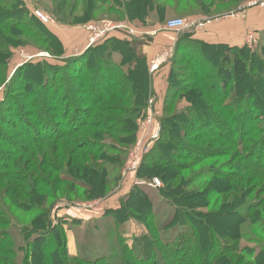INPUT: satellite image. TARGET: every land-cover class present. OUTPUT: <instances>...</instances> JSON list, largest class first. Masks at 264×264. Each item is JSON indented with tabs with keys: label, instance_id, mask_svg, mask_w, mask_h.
Here are the masks:
<instances>
[{
	"label": "rangeland",
	"instance_id": "374dc122",
	"mask_svg": "<svg viewBox=\"0 0 264 264\" xmlns=\"http://www.w3.org/2000/svg\"><path fill=\"white\" fill-rule=\"evenodd\" d=\"M174 1L183 2L186 0L161 1L167 4V17L165 16L166 20H163V26L170 19L187 18L199 10L196 8V12H189L187 5L184 3L182 5H176L173 3ZM237 1L243 2L237 8L234 4H230L229 6L216 4L211 15L216 11V15H220V19H226L229 17L227 15L240 12V9L248 0ZM124 2L127 4L129 1L124 0ZM250 2H257V0H250ZM68 4L65 16L61 15L60 17L62 18L64 16L68 18L70 23L80 22L83 23V25L62 24L57 22L52 16V11L56 9V0H0V22H8L12 24L16 19L23 21V25L20 23L21 26L11 25L12 28L2 30V33L7 34L10 38L16 41L24 43L13 49L14 56L11 58L10 65L5 70L6 73L4 80H6L0 85V114L2 116L0 118V133L3 136L0 139V170H2L4 164H7L8 158H11V156L15 154L14 148H20L19 150L24 148L25 151L23 154L25 158L28 159L32 157V154L36 153L34 155L36 159L32 158L34 165H38L39 161L41 162L42 159H45L44 157L55 160L54 154H57L60 157L59 161L55 160L56 163H54L57 165V172L60 171V167L67 168L68 166V168H71L72 165L75 164L74 161H76L75 156L77 154L82 152L87 154L90 151L89 148H93V145L99 142L92 135L93 130L99 133L106 132L104 128L99 127V121L106 122V117L108 120L111 118L118 119L116 121V127L109 130L110 134L115 132V128L121 129L125 126L124 122L126 117L123 113L117 110L105 111L104 107H106V105H104V103L111 105V101L105 94L109 93L114 97L113 99L114 102L116 101V105H114L113 108L115 106L117 108L120 107L122 110L135 108L133 100H130L129 104H127L115 92L110 93L107 91L103 95L100 92L103 86L105 89L109 90L108 87L117 82V78L121 74L120 70L122 68L119 66V63L128 64L129 62L134 61V54L129 50L127 44L123 42L127 40L125 39L126 37L122 38L116 36L112 34L113 31H110L109 34H106L103 38L97 40L95 44L100 42L103 43L109 37L119 39L109 44V53L106 54L105 57L106 61L109 60L111 63L106 67H109V72L112 71V73L108 75V72L100 68L99 65H96L97 60H95L93 56V63L86 72V76H83L72 71H65L63 69L62 60L53 57L50 52L46 51L43 48L44 46L33 35L25 34V29L31 27L33 31L40 33L42 37L45 38L47 36L45 28L51 30L64 44L66 56H71L81 51L79 46L75 45L74 38L76 32H73V27L83 26V28L86 29L91 23H99L102 21L124 25V15L114 12V9L111 10L112 12L110 11L109 13L102 15L100 12H96V10L92 8L94 7L93 3L89 6V2L86 3L84 0H70ZM255 4L256 3L253 5ZM89 7H91V14H94V17L93 20L87 22L86 19L90 16V12H86V10H89ZM113 8H115V6ZM227 8L228 10H231L230 12H227L228 14H218L223 9ZM219 18H217V20ZM135 22L147 23L138 20ZM27 23L32 24L25 26L24 24ZM65 30H67V32ZM119 33H123L121 35L126 36L127 34L130 35V33L127 32ZM170 33L175 34V32ZM86 34L89 41L92 32H86ZM183 35L184 34L181 36ZM134 36L135 35H132V37ZM75 46L77 47L75 48ZM187 46V51L185 53L183 51H178L177 53L173 51L172 53L170 58V60L172 59L173 61L172 81H178L184 87V90L186 88V94L195 90L201 91L200 95L195 96V102L192 103V101L184 98L185 93L181 90L182 96H176L174 98L172 112L166 113V111H164V96L162 99H159L157 94H155L150 98L146 111L137 121L138 129L136 140L132 145L124 143L125 136L119 137L122 138L120 142L110 139L101 142L105 144L104 149L113 146L128 151L125 155L124 165L120 168V180L115 186H112L111 192L104 198L89 200L92 195L86 194L83 189H79L80 193L78 194V202L72 203L64 200L53 207L51 214L53 221L58 222L61 219L67 221L66 228L69 227L67 230L68 249L72 256L77 257L83 254L81 247L83 246L84 248L87 240L93 241L88 237L86 239V232L90 229H94L98 251L107 254L108 259L114 264H118V251L123 244V241L130 240L133 235L147 232L144 224H141L138 219L136 220L133 218L135 216L136 218L137 216H142L145 218L144 222L158 227L160 238L164 240L166 244L170 242V246L167 247L168 252L164 253V257L166 262L172 261V250H170V248L173 246L172 239L176 237L178 233V226H172V217L177 206L175 205L176 203L173 201L171 202L165 197L162 191H159V188L162 189L165 187L163 180L159 175L151 177L148 173L138 174L141 165L145 161V156L147 155L150 156L148 158L152 161H157V158H162V163L168 164L164 166L163 170L168 173V176L171 175V178L173 177V165L184 166L185 163H188L189 169H183L181 173L188 176L191 181L194 180L193 185H189V188L196 187L199 188L198 190L203 189L202 185L205 184L207 176L210 175L211 170L214 171L218 169L223 171L225 169L224 167L230 166L225 170V172L230 173V177L225 178L227 184L223 180H220L218 186H209L207 189L211 191L207 193V197L210 198L211 203L207 206L196 205V207L192 208L194 212L193 216L202 219L204 214H207V219L212 228L220 232L222 236H226L229 231L232 232V220L230 214L236 213L237 217L243 216L246 220L248 219L249 214L246 213L244 207L231 210L229 206L223 205V203L228 201L229 194L236 193L239 196L243 189L248 188L249 194L240 196L242 197L240 202L245 201L250 204V213L253 211L252 216L255 220L251 221L252 223H250V221L247 222L241 228L240 232L242 235L241 239L238 241V246L241 248L239 254L244 256L246 263L250 262L253 264V262H255V257H249V255H245V253L254 249L258 254L263 248L264 122L262 127L260 125L257 126L258 128L253 134L254 136L257 135L255 137H260V140L255 141V139L253 141L255 144L251 142L254 138L253 135L247 138L250 142L242 143L239 141L240 150L242 148H252L250 153L247 155L243 154L244 157L242 158L238 155L234 156V159L231 160L230 164L226 162L227 159L224 155L219 157L216 154L222 148H230L229 150L231 151V148L234 147L227 145L231 143L227 137L229 133L224 131L225 127L228 126L226 118L231 120L234 118V120H236V123L231 125L234 130L233 132L230 131L229 135H236L238 137L241 134H239V132L244 130L240 123L241 120L244 119L245 122L250 125L258 121L257 118L260 116L259 114H261L260 112H257L259 111V108L256 99H254L255 90L253 89L257 88L258 82H263L264 84V30L260 32L250 31L245 33L244 43L240 46H221V48L213 47L207 51H205L206 49H203V52L209 57V60L205 62L201 59L199 60V63H197L199 68L197 75L202 78V85H204L202 88L194 85L193 74H195V72L193 67L196 65H194V61L190 60V57L187 56L188 53H194L196 56H201L202 48H198V46L195 48L189 44ZM234 47H238L237 49L240 47L243 48L244 51L242 58L247 63L250 76L247 78V82L241 86L232 85L225 88L222 77L218 76V71L222 68V56L228 51L230 52L231 48ZM29 58H33L34 61L44 59L42 62H49L55 65V68L58 70L57 83L62 86V82H67V86L71 88L69 93L66 89H62L60 93H58V103L50 102L51 104H47L46 107L44 105L46 99L47 101L51 99L49 94L53 93V91H50L49 89L50 83L48 87L39 85L40 87L37 89L35 95L37 99L28 95L27 83L24 82V78L17 76L16 68L19 64L22 62L24 63ZM175 58H177V60ZM98 61L100 63L105 62L102 58H99ZM31 70L34 71L35 69L32 68ZM91 70L97 73L94 74ZM191 71L194 73H191ZM14 73L16 74L15 76ZM153 75L154 73H152V78H154ZM80 82H82L83 85H86V87H91L96 93L93 95L91 94L90 97L89 94L82 93L80 89L83 86ZM163 83L167 92L169 87L168 77L165 82L163 80ZM97 84H100L101 86L97 87ZM188 90H190V92H188ZM181 92H179V94H181ZM96 97L98 98L96 101L101 102L100 105H97L98 110H96L95 105L91 104ZM34 100L39 103H34ZM67 104H70V108H67ZM101 108L104 110L101 111ZM80 110H84L86 113L80 112ZM21 112H24V114L21 115ZM156 112H158L159 115L154 118L152 117V123L151 116ZM90 114H92V116L97 114L102 117L100 118L101 120H97L93 123L96 124L95 128L92 123L87 122L83 127L82 125L80 126V123L78 122L75 126L79 125V127H69L71 126L69 125V122L80 119V116L85 121L89 120L90 117L88 116ZM173 114H176L177 117L172 119L171 122L165 123L164 118L166 116L171 117ZM190 115L193 117L192 121L186 120ZM22 119L29 122L32 127L35 128H41L38 122L42 123L44 120L48 119L46 125H42L43 133L40 135L45 136V139L43 138L41 143L33 142L36 141L33 140L35 138L32 135L33 130H30V133H27V131L20 128L18 122ZM175 124L182 126L184 128L183 134L185 132L187 134V137H182L183 135H181V139H177L183 144L184 150L179 147H172L171 131L172 129L176 130L178 128ZM204 131L216 133L224 132V136L227 138L225 137L224 139L218 135H206L197 136L196 141L191 139L192 135H201V132ZM13 140L17 146L11 145L10 142ZM165 142H167V145L164 144ZM162 145H166L169 149L165 155L158 153L162 151ZM139 147L142 149H139ZM203 148L206 149L209 154L215 155V157L208 159L204 158L206 156L202 157L204 152H206ZM188 149H194V151H187ZM74 151L77 152L76 155L73 154ZM140 152H143L144 154ZM186 156H190L189 159H186ZM132 162L139 163V167L136 169L137 172L135 174H133L132 170L129 168ZM167 167H170V169ZM27 169L30 171L33 170V165H28ZM43 169L47 176H53V174L47 172L44 167ZM120 172H115L113 174L118 175ZM124 173H126V176H124ZM138 175H141L140 178ZM155 179L160 182V185L155 183ZM241 179L244 180L243 183L240 181ZM234 187L236 190H234ZM130 192L138 194L137 196L134 195L130 200L129 204H131L132 207L126 211L133 216L124 219V221H121L120 223H116L114 216H117L118 213L115 214L113 212L118 208L124 207V203L126 204V198ZM204 197H206V195ZM79 205L81 206L79 207ZM0 207L12 210V216L10 217L11 225L8 227V232L12 234V246H14L13 249L15 248L17 259L20 262L22 255L24 254V251L21 249V244H23L24 240V228L32 224L31 221L35 213L17 209L8 200H0ZM72 219H79L81 222L79 224L73 223ZM96 224L98 227H95L97 226Z\"/></svg>",
	"mask_w": 264,
	"mask_h": 264
},
{
	"label": "trees",
	"instance_id": "16d2710c",
	"mask_svg": "<svg viewBox=\"0 0 264 264\" xmlns=\"http://www.w3.org/2000/svg\"><path fill=\"white\" fill-rule=\"evenodd\" d=\"M69 1L70 0H56V9L52 11V16L57 22L62 24L83 25V23L80 22L70 23L68 18L64 17L69 5ZM84 1L86 3L89 2V6H91V3H93L94 7L92 8H94L96 12H100L102 15L109 13L114 9V12L124 15V20H129L132 22H135L136 20L140 22H147L148 19L153 18L162 24L163 20H166L167 17V4L161 2L162 0H127L129 1L127 4L124 2V0ZM173 3L176 5H182L184 3L187 5L189 12H196V8H198V12L205 15H211L216 4L223 6L234 4L237 8L243 2H238L237 0H186L183 2L174 1ZM114 6L115 8H113ZM87 11L90 12V16H88L86 19L88 22L93 20L94 14H91V7H89V10H86V12ZM228 11L230 12L231 10H228V8L223 9L218 14H224ZM194 14L195 13L191 15ZM61 15L64 16L61 18ZM213 15H216V11ZM19 23L23 25V21L20 19H16L12 24L8 22H0V85L6 80H4L6 73L5 70L10 65L11 58L14 56L13 49L19 47L20 44H24L23 42L21 43L10 38V36L7 34H3L2 30L12 28L11 25L21 26ZM29 24L27 23L24 25L27 26ZM27 28L28 29H25V34L33 35L44 46L43 48L46 51L50 52L53 57L62 60L64 67L63 69L65 71H72L86 76V72L93 63L94 56L95 60H97L96 65H99L100 68L108 72V75L112 73V71L109 72L110 68L106 67L109 65L110 61H106L105 57L106 54L109 53V44L119 39L115 37H109L103 43L100 42L93 44L81 53L66 56L64 44L62 43L61 39L51 30H47L45 28L47 36L43 38L40 33L33 31L31 27ZM150 41V36L141 40L132 39L123 41L125 44H127L129 50L134 54V61L129 62L128 64L119 63V66L122 68L120 70L121 74L117 78V82L113 85H110L108 87L109 90L105 89L103 86L101 88L102 90L100 91L102 95L107 91L110 93L115 92L125 103L129 104L130 100H133L135 103V108L133 109L131 108L122 110L120 107L117 108L116 106L113 108V106L116 105V101L114 102L113 99L114 97H112L109 93L105 94L106 97H108V99L111 101V105L104 103V105H106V107H104L105 111L117 110L123 113L126 117L124 128H115V132L110 134L109 130H112L114 127H116V121L118 119L111 118L108 120L106 117V122L99 121V127L106 130V132L101 133L95 132L93 130L92 135L99 142L94 144L93 148L90 147V151L87 154L83 152L77 154V152L74 151L73 154H77L75 156V164L72 165L71 168H68V166L67 168L60 167V171L58 172L56 167L57 165L54 164L56 163L55 160L59 161L60 159L57 154H54L55 160L44 157L45 159H42L41 162L39 161L38 165H34L32 158L36 159L34 156L36 153L32 154V157L28 159L25 158L23 154L25 151L24 148L21 150H19L20 148H14L16 155L13 154L11 158L9 157L7 164H4L2 170H0V200H8L17 209L33 212L35 215L31 221L32 224L24 228V240L23 244H21V249L24 251V254L22 255L21 261L19 262L17 259L16 250L15 248L13 249L14 246H12V234L8 232V227L11 225L10 217L12 216V210L0 207V264H114L110 259H108L107 254H103L98 251V248L96 247L94 229H90L88 232H86V239L88 237L93 241L87 240L84 248L83 246L81 247L83 254L77 257L72 256L68 249L67 230L69 227L66 228L67 221L61 219L58 222H54L51 214L53 207L64 200L68 202L70 201L72 203L78 202V194L80 193L79 189H83L85 190L86 194L92 195L89 200H98L106 197V195L111 192L112 186H115L120 180V168H122L124 165L125 155L128 151L118 149L113 146L106 147V149H104L105 144L101 142L106 141V139L120 142L122 138L119 137L121 136H125L126 138H124V143L130 145H132L136 140L138 129L137 121L146 111L150 98L155 95L150 64L148 63L146 55L141 51V48L144 45H147ZM188 44L195 48L197 46L198 48H202L201 56H196L194 53L187 54V56L190 57V60L194 61V65H196L193 67L196 74H193L194 85L202 88L204 85H202V78L197 75L199 69L197 63H199V60L201 59H203L205 62L209 60V57L206 56L205 52H203V49H206L205 51H207L213 47L221 48V46H231H228L227 44H209L204 41L194 40L190 38L189 35L184 34L177 41L174 47V52L177 53L178 51H183L185 53L187 51ZM237 48L238 47L231 48L230 52L228 51L222 56V68L218 71V76L222 77L225 88L232 85L241 86L247 82V78L250 76L247 63L242 58L244 50L241 47L239 49ZM99 58L104 59L105 62L100 63L98 61ZM175 59L177 60V58ZM43 60L44 59H38L34 61L33 58H29L24 63L22 62L17 66L16 73L20 78H24V82L27 83L28 95L32 97H35L37 89L40 87L39 85L48 87L50 83L49 89L50 91H53V93L49 94V96H51L49 101L46 99L45 104L42 103L46 107L47 104H51L50 102L58 103V93H60L62 89H66L69 93L71 88L67 86V82H62V86H60L57 83L58 70L55 68L56 66L49 62H42ZM172 62L173 61L171 59V70L168 76L169 87L164 96V111H166V113L172 112V103L174 98L176 96H182L181 90L183 93H185L184 98L192 101V103L195 102V96L201 94V91L199 90L191 92L188 90L190 93L186 94V88L184 90V87L178 81H172ZM32 68L35 70H31ZM91 71L94 74L97 73L93 70ZM194 72L191 71V73ZM15 75L16 74L14 73V76ZM83 83V87L80 89L82 93L89 94V97L91 94L93 95L96 93L91 87H86V85H83ZM99 86L101 85L97 84V87ZM253 90H255L254 99H256L257 106L259 108V111L257 112L261 113L257 118L258 121L249 125L244 119H242L240 123L242 124L244 130H241L239 132V134H241L237 137L236 135H229L230 131L233 132L234 130L233 126L231 125L235 124L236 120H234V118H232V120L226 118L228 121V126L225 127L224 131L229 133V136L227 135V137L231 143L227 145L234 147L231 148V151L229 150L230 148H222L216 155L219 157L224 155L228 164H230L231 160L234 159V156L238 155L242 158L244 157L243 154L247 155L251 152L252 148H242L240 150L239 141L242 143L250 142V140L247 138L256 132L258 125L261 127L263 125V82H258L257 88ZM179 92H181V94H179ZM34 99L37 98L35 97ZM97 99L98 98L96 97L95 100L92 99L94 101L91 102L92 105H95L96 110H98L97 105H100L101 103L96 101ZM38 101L34 100V103L37 104L39 103ZM67 108H70V104H67ZM100 110L103 111L104 109L101 108ZM80 112L86 113L84 110H80ZM20 114L23 115L24 112H21ZM175 115L176 114H173L171 117L166 116L164 118V122H171L172 119L177 117V115ZM1 117L2 116L0 114V118ZM88 117H90L89 120L85 121L80 116V119L69 122V125H71L69 127L77 128L79 125H82L83 127V125L87 122L92 123L93 127L95 128L96 124L93 123L97 120H101L100 118H102L97 114L95 116L90 114ZM192 119L193 117L190 115V117L186 120L192 121ZM47 121L48 119L44 120L42 123L38 122L41 128L32 127L29 122L23 119L18 122V125L20 128L27 131V133H30V130H33L32 135L35 137L33 140H36L33 142L41 143L45 136L40 134L43 133V126L46 125ZM77 122L80 124L75 126ZM175 125L178 128L176 130L172 129L171 131L172 147H179L180 149L184 150L183 144H181V142L177 139H181V135H183L182 137H187V134L186 132L183 134L184 128L182 126L177 124ZM206 135H218L224 139L226 137L224 136V132L216 133L204 131L201 132V135H192L191 139L196 141L197 136ZM255 136L251 141L253 144H255V142H253L255 139V141L260 140V137ZM2 137L3 136L0 133V139ZM10 143L12 146H17L14 140ZM166 143L167 142L164 144ZM166 145H162V151L158 153L165 155V153H167L169 150ZM194 149H188L187 151L192 152ZM203 150L206 151L202 155V157L206 156L204 157L205 159L215 157V155L209 154L206 149L203 148ZM145 157V161L141 165L138 174L148 173V175L151 177L159 175L165 185L164 188H159V191H162L163 195L171 202L173 201L176 203L175 205L177 206L172 217V226H178L177 236L172 239L173 246L170 248V250H172V261L166 262L165 260L164 253L168 252L167 247L170 246V242L166 244L165 241L160 238V231L158 227L144 222L145 218L142 216H137V218L135 216L133 218L136 220L138 219L141 224L143 223L147 232L133 235L130 240L123 241V244L120 246L118 251V264H252L250 262L246 263L244 256L239 254V250H241V248L238 246V241L241 239L242 235L240 232L241 228L247 222L250 221V223H252L251 221L255 220L252 216L253 211L250 213V204L245 201L240 202L242 199L240 196L249 194L248 188L243 189L241 191V195L239 196L236 193L229 194L228 201L223 203V205L229 206L231 210L244 207L246 213L249 214L247 220L244 219L243 216L237 217L236 213L230 214V218L232 220V232L229 231L226 236H222L220 232L212 228L207 219V214H204L202 219L193 216L194 212L192 208L196 207V205L207 206L209 203H211L210 198L207 197V193L211 190H208L207 188L209 186H218L220 180L225 182V178L230 177V173L225 172V170H227L230 166L224 167L225 169L223 171L218 169L214 171L211 170L210 175L207 176L205 184L202 185L203 189L198 190L199 188L196 187L189 188V185H193L194 180L191 181L188 176L181 173L183 169H189L188 163H185L184 166L173 165V177L171 178V175L168 176V173L163 170L164 166L168 164L162 163V158H157V161H152L150 158H148L150 156L147 155ZM189 157L190 156H186L185 158L189 159ZM28 165H33V170H28ZM42 166L47 170V172L52 173L53 176H47ZM167 168L170 169V167ZM115 172L120 173L118 175H114L113 173ZM140 176L141 175H138L139 178ZM240 181L242 183L244 182L243 179ZM225 183L227 184V182ZM234 190H236L235 187ZM134 195L137 196L138 194H133V192H130L126 198V204L124 203V207L118 208L113 212L115 214L118 213L117 216H114L116 223H120L121 221H124V219L133 216L131 213H127L126 211L131 209L132 206L129 204V202L134 197ZM205 195L206 197H204ZM72 222L79 224L81 220L72 219ZM95 227H98V225ZM246 254L249 255V257H255V262H253V264H264V246L258 254L254 249L249 250L245 253V255Z\"/></svg>",
	"mask_w": 264,
	"mask_h": 264
},
{
	"label": "crops",
	"instance_id": "0c3cea01",
	"mask_svg": "<svg viewBox=\"0 0 264 264\" xmlns=\"http://www.w3.org/2000/svg\"><path fill=\"white\" fill-rule=\"evenodd\" d=\"M256 4H252L251 6L250 0H248L240 9V12L227 15L229 17L226 19H220V15H205L196 12L194 15L186 18L194 22L195 25L181 32H175V34H171L170 31L166 30L165 24L163 26V24L151 18L148 19L146 24L124 20L123 27L114 30L112 34L122 38L126 37L125 39L127 40H141L150 36L151 41L141 48L149 64L150 61L165 48L170 47L174 51V47L182 34H187L194 40L204 41L209 44L240 46L244 43L245 33L264 30V0H257ZM217 18L219 19L217 20ZM73 28V32H76L74 38L75 45L79 46L81 50L77 53H81L89 47L87 44L89 43L88 36L86 34L88 30L87 28H83V26ZM65 31L67 32V30ZM132 31L136 34H132ZM119 32H127L130 33V35H121L123 33ZM132 35L135 36L132 37ZM77 46H75V48ZM170 70L171 63L169 60L162 63L160 69L153 75L154 91L159 99L165 96L166 88L163 86V80L165 82Z\"/></svg>",
	"mask_w": 264,
	"mask_h": 264
},
{
	"label": "built area",
	"instance_id": "2783aa9c",
	"mask_svg": "<svg viewBox=\"0 0 264 264\" xmlns=\"http://www.w3.org/2000/svg\"><path fill=\"white\" fill-rule=\"evenodd\" d=\"M254 3H256V2H250V5H252ZM41 17H43V16H41ZM194 25H195L194 22H192L186 18H173V19H170L167 21V23L165 24V28H166V30H168L170 32H181L183 30L191 28ZM121 27H123L122 24L117 25V24L109 23L107 21H102L99 23H91L90 25L87 26L88 32H92V34H90V37H89L88 46L95 44V42L97 40L103 38L106 34H109L110 31H114V30L121 28ZM132 33H134V32L132 31ZM172 53H173V49L169 47V48H165L162 52L157 54L150 61L151 73L157 72L160 69V66L162 63L169 61ZM157 115H159L158 112H156L155 114H152L151 119H152V117L154 118ZM151 122L153 123V119L151 120ZM139 149H142V148L139 147ZM140 153L144 154L143 152H140ZM136 166H137V168H136ZM138 167H139V163L137 164L135 162H132V164L129 166V168L132 170L133 174H135L137 172L136 169H138ZM124 176H126V173H124ZM156 181H155V183H157V184L160 183V182H158V180H156ZM80 206L81 205H79V207ZM82 206H85V205H82Z\"/></svg>",
	"mask_w": 264,
	"mask_h": 264
}]
</instances>
